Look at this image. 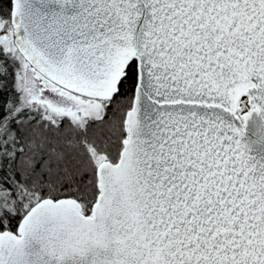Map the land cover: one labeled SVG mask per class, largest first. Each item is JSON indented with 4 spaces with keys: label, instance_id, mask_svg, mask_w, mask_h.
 <instances>
[{
    "label": "snow or ice",
    "instance_id": "6c2138e0",
    "mask_svg": "<svg viewBox=\"0 0 264 264\" xmlns=\"http://www.w3.org/2000/svg\"><path fill=\"white\" fill-rule=\"evenodd\" d=\"M0 264H264V0H0Z\"/></svg>",
    "mask_w": 264,
    "mask_h": 264
}]
</instances>
